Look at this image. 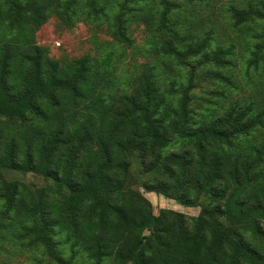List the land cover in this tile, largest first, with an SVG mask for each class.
<instances>
[{"label":"trees","instance_id":"16d2710c","mask_svg":"<svg viewBox=\"0 0 264 264\" xmlns=\"http://www.w3.org/2000/svg\"><path fill=\"white\" fill-rule=\"evenodd\" d=\"M195 2L210 0H0V232L50 264H264V0L230 5L229 38L182 15ZM54 16L123 47L143 23L155 59L119 88L113 51L60 61L37 43ZM254 24L242 83L235 37ZM198 73L217 104L193 102ZM140 187L200 212L155 213Z\"/></svg>","mask_w":264,"mask_h":264},{"label":"rangeland","instance_id":"374dc122","mask_svg":"<svg viewBox=\"0 0 264 264\" xmlns=\"http://www.w3.org/2000/svg\"><path fill=\"white\" fill-rule=\"evenodd\" d=\"M236 0H210L208 4L205 2H195L193 5H184L182 15L187 18H193L192 14H196L198 18H203L204 21L200 27L207 28L210 25L216 27L218 33L223 38L235 36V33L230 28L229 7ZM261 26L263 24H260ZM261 28L254 25H247L240 36L235 37L243 43L239 50L237 58L238 68L235 71L236 77L242 81V71L245 67V60L248 58V51L254 33H260ZM36 41L42 46H46L50 50V56L60 61L71 60L85 53H90L93 56L101 54L103 51L109 53L114 52V62L117 66V74L119 78V88L126 87L131 91L130 82H135L143 63L151 62L155 59L153 55H147L142 52L146 43L149 29L143 23L133 24L130 27V33L135 39V46L123 47L119 43L114 42L108 26L106 24L95 25L79 21L73 27H67L62 24L55 16L50 18L45 24L35 28ZM229 34L230 36H228ZM186 74L187 70H183ZM196 88L193 91L192 100L198 103L201 107L204 103L211 99L217 104V97L213 92L217 89V82L203 77L198 73V78L195 80ZM258 80L256 79V82ZM256 83L252 87L244 86L243 91L237 93L241 97H248L257 94ZM177 144H172L167 151L176 149ZM138 163L135 161L132 167V172L137 171ZM5 175L8 179H20L30 184L32 187H41L48 182L38 174L28 172L23 173L16 170H6ZM140 190L152 201L155 213H158L161 208L175 209L180 214L187 216H196L200 212L199 207L185 206L176 202L173 199L167 198L162 194L155 192H147L142 187ZM8 229H1L0 232V264H37L40 259V264H50L47 255L42 251H36L27 247L26 242H18Z\"/></svg>","mask_w":264,"mask_h":264}]
</instances>
